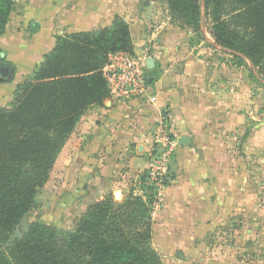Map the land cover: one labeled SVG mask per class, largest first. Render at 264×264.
I'll return each mask as SVG.
<instances>
[{
    "label": "crops",
    "instance_id": "crops-1",
    "mask_svg": "<svg viewBox=\"0 0 264 264\" xmlns=\"http://www.w3.org/2000/svg\"><path fill=\"white\" fill-rule=\"evenodd\" d=\"M160 8L155 0H17L0 36V63L12 70L7 79L0 76V107H10L16 86L31 77L57 36L98 31L120 17L129 26L132 55L153 60L146 66L147 95L156 97L177 131L153 234H187V249H232L211 258L163 256L161 264H240L234 249L242 231L251 235L264 224V82L250 65L245 74L226 64L212 40L209 47L190 45V34ZM156 107L145 98L109 97L81 116L42 188L54 211L44 224L67 230L68 216L74 214L71 226L103 196L118 194L120 201L131 184L139 188L138 175L154 158ZM183 137L189 144L180 146ZM225 229L231 239H206Z\"/></svg>",
    "mask_w": 264,
    "mask_h": 264
},
{
    "label": "trees",
    "instance_id": "trees-1",
    "mask_svg": "<svg viewBox=\"0 0 264 264\" xmlns=\"http://www.w3.org/2000/svg\"><path fill=\"white\" fill-rule=\"evenodd\" d=\"M172 23L198 33L208 19L213 48L250 64L264 82V0H164ZM14 3L0 0V36ZM55 47L0 107V264H161L153 245L159 190L138 175L120 201L112 194L88 205L71 230L40 222L20 231L81 116L109 98L102 70L108 56L132 54L128 24L115 17L98 31L57 36ZM151 81V80H150ZM153 81V80H152ZM149 83V80H148ZM162 186H168V180Z\"/></svg>",
    "mask_w": 264,
    "mask_h": 264
},
{
    "label": "rangeland",
    "instance_id": "rangeland-1",
    "mask_svg": "<svg viewBox=\"0 0 264 264\" xmlns=\"http://www.w3.org/2000/svg\"><path fill=\"white\" fill-rule=\"evenodd\" d=\"M155 1L159 2L160 7H161L159 10L162 11L163 17H165L167 20L171 22V19L168 17L167 12H166V5L164 3V0H155ZM155 20H160V19L159 18L156 19L155 17ZM201 20H207L206 22L207 25H204L203 22L201 25V30L203 32L205 39L202 40L198 33H195L191 30H187L186 32L190 34V39H189L191 42L190 45L191 44L199 45L200 43H203L204 46L209 47V44L207 43V38L210 41L212 40V43L214 45L213 39L209 36L208 31H207V28H209L208 26L209 22H208V19L205 18L204 14H202ZM220 57H222L223 61L228 65H235V66L238 65L236 60H234L231 56L225 53L224 55L221 54ZM249 65L250 64L248 63H242L241 65H239V68H241L242 71L245 70V74H248ZM252 71H254V73L256 74V78L262 81L261 78L258 77L256 70L254 68ZM249 75L250 77H252L251 72ZM168 176L169 175L166 174V178H168ZM138 180L139 179L137 178V181ZM144 186L155 187L151 185L149 181ZM143 188L144 187L136 188L138 191L137 194L142 195L144 192H146V190ZM53 191L54 190H52V192ZM50 197H51V194H47L46 192H44V190H41L38 193V196L36 198V206L30 212L28 216V224L34 223L36 220L41 221L43 223L42 219L46 215H50L54 213L53 206L52 207L50 206V199H49ZM116 201H118V198L116 199ZM73 217H74V214H72L71 217L68 216L69 225ZM75 220L73 222V225L71 226L68 225L69 227L66 225L67 230H71L73 228ZM199 238H200V234H193V240L200 241ZM186 239H187V234H184V233L159 234L155 232L153 234V245L157 249L161 257L168 256V257H173L174 259L184 260L185 258H190V256L201 257L202 254L204 256H209L211 258L219 254L224 255L226 251H229L230 255H232L231 254L232 249L227 250L225 248H218V247H214V248L210 247L208 250L207 249L202 250V249H197V248L187 249L185 247ZM206 239L209 240L210 243H215V242H223L231 238L229 236V233L225 229V230H220V231H216V232L209 234ZM240 239H241L240 249L239 250H237L236 248L234 249L235 251L234 255L235 257L239 258L240 264H263L262 261H264V224L258 225L255 233H252L251 235H248L242 231ZM173 244H179V245L175 247Z\"/></svg>",
    "mask_w": 264,
    "mask_h": 264
},
{
    "label": "built area",
    "instance_id": "built-area-1",
    "mask_svg": "<svg viewBox=\"0 0 264 264\" xmlns=\"http://www.w3.org/2000/svg\"><path fill=\"white\" fill-rule=\"evenodd\" d=\"M11 1L14 3L17 0ZM146 72L144 60L125 52L110 54L102 70L109 88V97L117 101L145 98L156 107V97L147 95ZM156 109L158 119L151 136L154 158L146 173L148 181L160 192L164 188V179L168 180L166 174L177 148V131L168 116L161 109Z\"/></svg>",
    "mask_w": 264,
    "mask_h": 264
},
{
    "label": "water",
    "instance_id": "water-1",
    "mask_svg": "<svg viewBox=\"0 0 264 264\" xmlns=\"http://www.w3.org/2000/svg\"><path fill=\"white\" fill-rule=\"evenodd\" d=\"M31 29H36L35 23L31 24ZM152 64H153L152 59H148L146 61L147 68L151 67ZM11 74H12L11 68L8 65L0 63V76H3L4 78L7 79L9 76H11ZM188 144H189V139L186 137H183L178 141V145H180V146L188 145ZM114 198L116 200L117 198H119V195L115 194ZM27 229H28V215H24L22 220H21V223H20V231L22 233H25L27 231Z\"/></svg>",
    "mask_w": 264,
    "mask_h": 264
}]
</instances>
